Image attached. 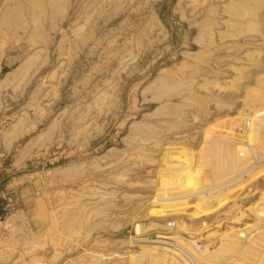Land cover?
Segmentation results:
<instances>
[{
	"label": "rangeland",
	"instance_id": "rangeland-1",
	"mask_svg": "<svg viewBox=\"0 0 264 264\" xmlns=\"http://www.w3.org/2000/svg\"><path fill=\"white\" fill-rule=\"evenodd\" d=\"M263 154L264 0H0V264H264Z\"/></svg>",
	"mask_w": 264,
	"mask_h": 264
},
{
	"label": "bare ground",
	"instance_id": "bare-ground-1",
	"mask_svg": "<svg viewBox=\"0 0 264 264\" xmlns=\"http://www.w3.org/2000/svg\"><path fill=\"white\" fill-rule=\"evenodd\" d=\"M241 154V153H240ZM252 158H254V160H256L255 161V163L258 161V159H257V157L254 155ZM261 215H263V214H261ZM152 229L155 227V224L153 225V223H152ZM248 230V229H247ZM256 230V229H255ZM239 231V235L241 236V237H244V236H246L244 233H243V231H241V230H238ZM245 232V231H244ZM252 239V238H251ZM182 250L184 249V248H181ZM181 249H180V251H181ZM185 250V249H184ZM187 251V250H186ZM186 251H184V252H186ZM183 252V251H182ZM189 254L191 253V254H193V256L191 255V257H193V259H195V257H194V253L193 252H188ZM185 254V253H184ZM189 256V255H188ZM196 256V255H195ZM203 256V255H202ZM187 257V256H186ZM188 258V257H187ZM190 258V257H189ZM190 260V259H189ZM199 260V259H198ZM194 262H195V260H194ZM198 263V262H197Z\"/></svg>",
	"mask_w": 264,
	"mask_h": 264
},
{
	"label": "water",
	"instance_id": "water-1",
	"mask_svg": "<svg viewBox=\"0 0 264 264\" xmlns=\"http://www.w3.org/2000/svg\"><path fill=\"white\" fill-rule=\"evenodd\" d=\"M214 221H216V218L209 220L208 222L210 223V222H214ZM149 224H152V223H146V224H141V225H149Z\"/></svg>",
	"mask_w": 264,
	"mask_h": 264
},
{
	"label": "built area",
	"instance_id": "built-area-1",
	"mask_svg": "<svg viewBox=\"0 0 264 264\" xmlns=\"http://www.w3.org/2000/svg\"><path fill=\"white\" fill-rule=\"evenodd\" d=\"M264 160V154H263V156L258 160V163H260L262 160Z\"/></svg>",
	"mask_w": 264,
	"mask_h": 264
}]
</instances>
